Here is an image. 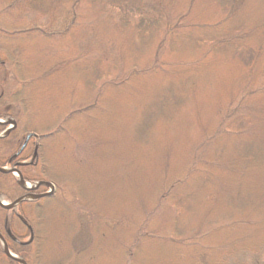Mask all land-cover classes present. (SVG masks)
<instances>
[{"label":"trees","instance_id":"1","mask_svg":"<svg viewBox=\"0 0 264 264\" xmlns=\"http://www.w3.org/2000/svg\"><path fill=\"white\" fill-rule=\"evenodd\" d=\"M68 68L75 77L61 95L56 87ZM226 69L236 76L224 90L215 73L226 80ZM36 91L45 93L36 100ZM141 91L148 95L141 102L146 115L137 132L126 125L123 140L160 138L156 157L148 158L156 197L137 207L141 222L132 223L122 263H136L137 251L143 256L159 242L167 247L158 250L176 248L181 264H264V220L257 211L264 203V0H0V119L15 122L0 138V166L55 188L33 201L31 217L0 207L8 249L39 264L47 202L72 209L75 229L93 221L75 181L50 157V142L66 136L73 160L91 163L100 156L98 142H80L78 134L95 130L118 93ZM180 105L189 109L182 122L173 118ZM127 158L117 162L123 169L135 162ZM248 161L251 182L243 177ZM7 177L16 196L26 192L17 177L0 171V198H13L3 189ZM201 193L205 199L191 205L195 223L179 227L184 206ZM8 211L30 239L14 235ZM0 264L20 263L0 244Z\"/></svg>","mask_w":264,"mask_h":264},{"label":"rangeland","instance_id":"2","mask_svg":"<svg viewBox=\"0 0 264 264\" xmlns=\"http://www.w3.org/2000/svg\"><path fill=\"white\" fill-rule=\"evenodd\" d=\"M227 71L226 69V72ZM235 76L236 75L229 70L228 75L224 78L226 80L219 79L216 73L215 80L220 88L223 85L222 89L226 90L228 86L233 87ZM74 77L75 76L68 68L62 79L64 83L56 87L61 95L68 92V84L73 82ZM44 93L43 91H36V100L39 98L40 94L43 95ZM139 93L138 96L135 94L128 95L126 93H118V97H116L113 102L115 104L97 120L95 130L87 131V129L81 128L82 132L78 134L81 136L80 142H82V140L97 141L98 145L96 149L101 150L100 156L94 155L92 159H89V161L92 160L91 163L88 162L87 165H80L76 159L73 160L74 157L71 156L72 141L66 136H62L50 142V157H52L54 161L57 160V165L60 170H65L66 173L72 177V180L75 181L76 191L81 193L84 204L90 207L92 213L95 214L96 217H94L89 225H85L86 228L83 224L78 230V228L75 229V213L73 217L72 209L62 208L60 211L57 207L58 204L47 202L41 214L43 218V227L38 232L40 243L42 240L40 256L37 257L39 264H72L73 258L75 260L74 264L124 263L126 259L124 250L128 247V241L134 233L132 231V223L138 225V223L140 224L141 222L140 219L138 220L139 210L137 207L141 209L143 205L141 203L142 201H144L145 204H151L156 197L155 188H153L150 182V180L154 181L155 174L149 167L148 158L156 157V149L160 148L158 145L160 138L156 135L157 137L154 136L149 140L148 138L150 137L139 138L142 140H123V129H125L126 125L131 126V128L137 132L141 120L146 115L144 108L141 107V102L145 100L144 96L148 95L142 91ZM211 94H213V92ZM177 109V114L176 116L173 114V118L182 122L188 115V105H184L183 107L180 105ZM169 112L173 113L172 108L169 109ZM6 119L9 120L11 118ZM181 122L178 123V129H181ZM147 124L150 125L149 130L154 128L151 121H148ZM170 125H172V122ZM7 128H9V126L3 127L0 132H3V130ZM26 150V153L30 156L31 147ZM104 152L107 154L108 158H102ZM118 154L121 156H118ZM124 157H129V159H133L135 162L128 163L123 169L122 165H118L117 162L124 159ZM246 165L247 167L243 170V177H245L246 182H251V180L254 179L255 172L253 171L251 161H248ZM4 167L7 168V166ZM232 174V176H235L234 171ZM11 178L7 177V179L3 181V189L5 192H10V196L13 198H1L3 202L8 204L19 197V195L16 196L17 192L14 185L11 183ZM228 178L232 180L231 173L228 174ZM35 182H37L35 179H26L24 184H26L27 187H33ZM51 189L52 192L45 196L51 195L55 188L51 182H46L44 185L40 184L36 191L27 193V200L24 202L25 205H16L15 208H18L20 212L23 213V216L27 215L31 217L33 201L36 200V195L41 194V192L47 193ZM23 194L24 193H22V195ZM193 199L184 206L182 212L183 218L179 221V227H184L188 223H195L192 221L195 215L191 205L197 207L196 201L200 202V200L205 198L203 193H201ZM235 203L237 205V199ZM42 204L43 201H41V205ZM148 206L146 209L150 208ZM205 206L200 207L202 212ZM230 209L236 212L235 205L232 204ZM223 210V206L217 207L215 213L219 215L221 211L223 213ZM10 211H8L10 216L8 217L9 221L7 222V226L11 227L15 233L14 235H18L20 240L27 241L30 239L27 229L19 225ZM257 211L259 222H263L264 203H258ZM8 213L6 214L9 215ZM218 215L216 216L219 217ZM4 218L5 216L3 217V213L0 210V230L2 229L1 225H3ZM156 218L157 217L152 218L151 221L157 222L155 221ZM109 219L116 221L115 225H112V220ZM28 228L30 229V227ZM74 230H76V235L71 236ZM243 230L248 232L249 229L243 228ZM220 232L223 231L220 229ZM236 233L241 234L239 231ZM163 247H167L166 243L160 245L159 242H156L152 244L150 250H147L146 254L143 255L145 258L137 251L135 253L136 263L133 264L183 263V260L179 261L174 257L173 251H175L176 248H166L167 251L163 249V252L158 250V248ZM72 252H76L73 258L71 257Z\"/></svg>","mask_w":264,"mask_h":264},{"label":"water","instance_id":"3","mask_svg":"<svg viewBox=\"0 0 264 264\" xmlns=\"http://www.w3.org/2000/svg\"><path fill=\"white\" fill-rule=\"evenodd\" d=\"M31 135H32V134L29 133V134L26 136V139H25V140H27ZM0 137H1V135H0ZM0 171H11V172H16V174H17L18 177H19L20 182H22V177H21L20 173L18 172V170H17L16 168L13 167V168H10V169H4V168L0 167ZM34 188H36V186H35ZM34 188H31V189H34ZM45 194H49V193H45ZM38 196H40V195H37V197H38ZM25 198H26V196H22V197L18 198L15 202H13V203L10 204V205H9V204H4V203L0 202V206L5 207V208H8V207L14 205L15 203H17V202H19V201L25 199ZM0 241H1V243H2V246H3V249H4L5 253H6L8 256H10L11 258H13V259H15V260L21 262L22 264H25L22 260H20V259H19L18 257H16V256L12 255V254L8 251V249H7V247H6V243H5V241L3 240V238H2L1 236H0Z\"/></svg>","mask_w":264,"mask_h":264}]
</instances>
